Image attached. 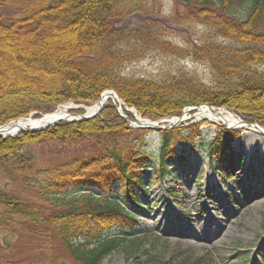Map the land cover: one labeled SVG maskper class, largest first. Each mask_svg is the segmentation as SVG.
Segmentation results:
<instances>
[{
	"label": "trees",
	"instance_id": "1",
	"mask_svg": "<svg viewBox=\"0 0 264 264\" xmlns=\"http://www.w3.org/2000/svg\"><path fill=\"white\" fill-rule=\"evenodd\" d=\"M179 1L194 21L236 43L203 40L189 48L188 55L209 65L213 76L210 84L183 73L164 81L123 74V66L143 58L158 45L164 50H176L164 41L163 34L147 24L133 29L115 25L114 21L129 15L132 9L143 10L140 3L131 6L127 0H0V7L14 11L9 21H0V125L27 118L30 113L38 118L70 100L92 103L103 90L110 89L143 118L151 120L179 116L186 106L206 103L229 108L264 127V0ZM122 112L131 114L124 109ZM151 130L130 127L109 102L93 118L60 120L44 129L0 137V168L10 179L25 173L33 161L25 149L28 144L84 136H95L102 142L92 154L76 159L73 167L77 169L63 179V185L52 180L53 192H70L72 188L73 195L88 193L84 208L76 204L57 206L52 212L40 214L36 207H20L17 212L33 222L55 225L72 258L71 264H101L129 234L120 232V236L105 239L107 230L119 225L132 230L141 212H149L157 205L149 194L151 185L161 184L167 177L181 183L169 162L174 158L177 164L185 165L174 145L193 143L202 136L199 125L193 123L185 129L155 130L159 135V156L153 158L145 142ZM237 133L221 127L212 143L205 146L210 166L222 180L238 181L229 171L237 158L230 140ZM132 136L135 142L128 141ZM83 171L90 173L82 174ZM150 172L152 177H146ZM249 173L255 175L253 171ZM166 192L178 194L174 187ZM210 196L206 188L202 197L212 199ZM0 205L14 206L2 192ZM209 262L196 258L185 263Z\"/></svg>",
	"mask_w": 264,
	"mask_h": 264
},
{
	"label": "rangeland",
	"instance_id": "2",
	"mask_svg": "<svg viewBox=\"0 0 264 264\" xmlns=\"http://www.w3.org/2000/svg\"><path fill=\"white\" fill-rule=\"evenodd\" d=\"M127 2L131 6L140 3L143 10L132 9L129 15L114 21L118 28L133 29L147 24L163 34L164 41L176 50L156 46L143 58L123 66L126 76L164 81L183 73L210 84L213 76L209 65L188 55L189 48L203 40L236 44L194 21L179 0ZM13 13L12 9L0 7V21H9ZM94 102L70 100L59 103L55 109L68 106V113L78 116ZM109 102L114 105L111 99L106 100ZM123 109L127 112L135 110L127 104L122 106ZM225 109L241 121L245 119L229 108ZM197 110L193 106L184 107L179 117L183 115L186 120L175 127L185 129L193 123L198 124L202 131L201 138H195L193 143L182 141L174 145L176 153L183 155L185 165L177 164L174 158L169 162L175 176L182 179L181 183L167 177L161 184H152L149 194L157 205L149 212H141L139 223L132 230L121 225L106 229L109 231L106 234L103 233L105 229L102 230L105 239L120 236V232L128 231L129 234L126 235L128 238L123 236L124 239L101 264H186L196 258L211 264H243L245 261H248L246 264H264V135L245 124L234 126L232 130H238V136L230 141L237 158L229 171L236 175L238 181L228 179L222 182L211 167L205 146L212 143L221 127L231 129V125L213 124L204 118L199 120L195 117ZM128 117L134 119L132 113ZM125 122L132 126L127 120ZM154 131L145 135V142L153 158H158L159 135ZM132 138L128 141L135 142ZM101 144L95 136L28 144L25 149L31 153L33 161L25 173H18L15 179H10L0 168V192L9 196L10 204L14 205L9 208L0 205V264L72 263L55 225L33 222L17 211L20 207H36L37 213L42 214L52 212L57 206L63 208L75 204L84 208V197L88 193L73 195L72 188H69L70 192L64 189L53 192L52 180L54 178L63 185V179L77 169L73 167L76 159H84L98 150ZM252 171L255 175L249 173ZM146 177H152L151 172ZM173 187L178 191L177 196L167 195L166 191ZM206 188L211 193L212 203L202 197ZM256 189L261 191V195H254ZM140 236L144 238L140 239Z\"/></svg>",
	"mask_w": 264,
	"mask_h": 264
},
{
	"label": "bare ground",
	"instance_id": "3",
	"mask_svg": "<svg viewBox=\"0 0 264 264\" xmlns=\"http://www.w3.org/2000/svg\"><path fill=\"white\" fill-rule=\"evenodd\" d=\"M115 98V94L114 93H109L107 91H105L102 94V97L99 101H95L91 106H86L84 109L86 111V113L88 115H92V113L94 111L97 110V108L99 107L100 103H106V100L108 99H114ZM68 106H59V108L54 112H49V114H44V117L42 119L38 120L36 118L32 119H16V121L14 122H9L7 125H5V127L0 128V136L2 137H6L8 135H15L16 132H19V129H27L29 127H38V125H46L49 123L54 122L57 119L60 118H66L68 115L66 114L68 112ZM197 112L195 114V117L199 120L207 119L210 122H212L213 124H227V125H231V126H238L240 127L241 125H243L241 123V119H239L234 113H232L231 111L227 110V109H219V110H215V109H210L208 106L206 105H202L200 107L197 108ZM130 112L132 113L133 117L136 119H140L141 120V116L139 115V113L137 111H135L134 109H130ZM185 117V116H184ZM36 119V120H33ZM167 122L169 123H173L176 122L175 118H170V120H168ZM254 129V128H252ZM257 131L261 132L264 135V132H262L260 129H256ZM264 191V190H263ZM256 192V194H255ZM254 192V195H261V191L257 190ZM252 196V195H251Z\"/></svg>",
	"mask_w": 264,
	"mask_h": 264
},
{
	"label": "water",
	"instance_id": "4",
	"mask_svg": "<svg viewBox=\"0 0 264 264\" xmlns=\"http://www.w3.org/2000/svg\"><path fill=\"white\" fill-rule=\"evenodd\" d=\"M107 92L116 94L115 91L113 92V91H109L108 90ZM101 97H102V95H101ZM101 97H100V99H101ZM100 99L98 100L99 102H100ZM103 105H104L103 103H100L99 107L97 108L96 111H94L92 113V115H88L87 113H84V114L78 115V116L73 115V114H71V115L70 114H67L68 116L66 118L57 119L54 122L49 123V124H46V125H38V127H29L27 129H19L20 130L19 132L27 131V130L43 129V128L49 127V125L56 124L60 120H66V121L71 122V120H79V119H82V118H84V119L93 118V116H96L99 113V111L103 108ZM208 107L210 109H212V110L214 109V107H211V106H208ZM121 116L124 118L125 121L127 120L129 123H132V127H134V128H137V127L146 128V129L153 128V129H157V130L164 129V128H173V127H176V126L180 125L182 122H184V120H185L181 116L180 118H175V121L176 122L169 123L166 120H159V121H156V122H153V121H150V120H145V119H142V118H141V120L140 119L138 120L136 118H135V120H133L130 117H128L127 115L125 116L122 113H121ZM43 117H44V115H42V117H40L39 120L42 119ZM27 118L32 119V117H30V116L27 117ZM27 118H24V119H27ZM33 120H36V119H33ZM12 122H14V121H12ZM241 123L242 124H245L248 127H252V128H255V129H260L262 132H264V128H262L259 124L255 123V122H251V121H248V120L247 121L246 120L245 121L243 120V121H241ZM7 124H5V125H7ZM5 125L0 126V128L5 127ZM233 128H235V127L234 126H231V129H233ZM16 133H18V132H16ZM8 136H11V135H8Z\"/></svg>",
	"mask_w": 264,
	"mask_h": 264
}]
</instances>
